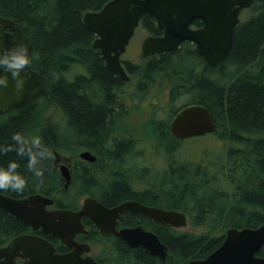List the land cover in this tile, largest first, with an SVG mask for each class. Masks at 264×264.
I'll list each match as a JSON object with an SVG mask.
<instances>
[{"label":"trees","instance_id":"trees-1","mask_svg":"<svg viewBox=\"0 0 264 264\" xmlns=\"http://www.w3.org/2000/svg\"><path fill=\"white\" fill-rule=\"evenodd\" d=\"M109 1L0 0V17L20 27L32 45L30 68L46 81L45 96L0 115V167L6 169L15 161L17 172L27 182L22 193L0 190V194L13 199L39 194L54 198L53 208L70 211L79 208V197L90 196L102 205L131 199L181 212L191 228L202 231H179L141 218L126 220L129 227L139 225L157 236L167 248L164 262L112 236L100 237L86 219L82 223L87 235H78L75 240L108 246L96 258L97 264H188L202 260L221 245L226 230L255 229L264 223V0H253L246 10L249 17L239 21L233 31L228 54L214 67L208 66L188 42L175 51L147 58L143 65L121 61L135 91H145L156 82L161 83L160 89L166 88L170 104L167 117L151 122V147L166 155L158 168L143 167L138 140L114 134L115 121L125 112L121 94L127 83L104 67L92 45L95 36L82 21L85 13L97 12ZM139 25L149 36L160 35L155 21L147 15L140 18ZM200 26L199 21L193 22V27ZM181 97L186 102L174 106ZM191 105L203 106L211 114L214 129L201 138L220 142L224 152L210 158L180 159L181 140L170 135L168 124L181 108ZM51 109L58 116L46 118ZM16 133L24 138L25 151L31 148L36 154L35 168L43 169L42 178L28 170L27 156H19L15 150L4 152L7 147H21L12 139ZM34 137H40V145L32 144ZM45 147L51 158L41 155ZM78 148L94 152L97 158L93 163L77 161L70 185L63 189L52 151L69 153ZM130 153L135 155L128 159ZM132 178L139 185L145 184L140 193L131 192ZM24 234L39 235L57 250L64 248L58 240L32 232L0 209V248ZM257 256L264 258V244Z\"/></svg>","mask_w":264,"mask_h":264},{"label":"water","instance_id":"water-1","mask_svg":"<svg viewBox=\"0 0 264 264\" xmlns=\"http://www.w3.org/2000/svg\"><path fill=\"white\" fill-rule=\"evenodd\" d=\"M253 0H110L98 12L83 15L84 26L95 39L93 47L100 53L104 67L123 82H128L120 55L131 39L140 18L147 15L155 21L160 35L144 38L140 45L143 57H150L175 51L184 42L191 43L197 54L210 67L221 62L231 47L232 34L239 22V13L248 9ZM199 21V28H192ZM25 46L28 51H25ZM32 45L20 27L10 19L0 17V61L13 56L27 55ZM0 77H7L8 86L0 84V115L10 110L24 107L37 97L46 95L45 78L30 67L20 70L17 79L11 71L0 63ZM24 80L20 90L17 83ZM214 128V121L208 110L200 105L182 108L173 117L169 131L173 138L184 140L201 137ZM54 154V164L58 165L64 188L70 182L67 161ZM83 161L93 162L95 157L89 152L79 154ZM53 201L34 194L21 199H13L0 194V209L32 231L59 240L60 244L71 248L68 254L55 253L54 247L37 235H22L13 238L0 248V264H14V259H26L23 264H94L91 257H81L89 247L74 241L76 234H86L81 218L90 220L100 235L112 234L129 248H140L149 255L164 261L166 247L151 232L140 226L115 230L117 217L128 210L147 216L155 224H167L171 228L186 227L184 214L145 207L128 201L106 209L92 198H85L80 210L71 212L62 209L47 210ZM264 244V223L255 229H228L222 244L203 260H192L188 264H264V258L257 256Z\"/></svg>","mask_w":264,"mask_h":264},{"label":"rangeland","instance_id":"rangeland-1","mask_svg":"<svg viewBox=\"0 0 264 264\" xmlns=\"http://www.w3.org/2000/svg\"><path fill=\"white\" fill-rule=\"evenodd\" d=\"M249 15V11H243L239 16V20L243 21L247 19ZM147 35L148 34L145 32V30L138 26L125 53L121 55V60H127L135 64L143 65V61L146 60V58H143L140 53V44ZM133 86V82L129 84L127 83V85H125V87L122 89L121 95H123L124 98L125 112L121 118L115 121L116 124L114 125V134L116 136L131 135L135 140L139 141V148H148L154 145V138L151 136L153 134L151 130V122L159 119L165 120L167 113L170 110V104L167 100L166 88L160 89L158 87L161 86V83H151L145 91H135ZM184 102H186L185 97H181L173 104L174 106H179L183 105ZM53 116L57 117L58 114L54 109H51L49 113L46 114V118L50 119ZM57 123H61L60 118L57 119ZM60 126H62V124ZM144 144H146V146H144ZM221 149V143L214 141L210 137L205 139L201 137L190 138L181 140L179 142L178 156L181 160L198 159L200 156L203 158H210L214 154H219L220 151L221 153L222 151L224 152V150ZM80 151L81 150L78 148L76 150L73 149L68 151L69 153L61 150L57 153L63 157L69 158L73 167L75 163L79 161L78 154ZM143 157H146V160L141 161V163L148 164L149 166L152 165L154 168L161 167L163 165V161L166 160V155L163 153L162 149L154 150L153 148L151 154H145ZM57 196L60 197L59 194H57ZM83 197L84 196L78 198V205L81 204V199ZM178 230L195 233L202 231L200 228H191L188 222L186 227L180 228ZM90 246L92 248L91 254L95 258H98L100 255H102V250L106 245L92 242Z\"/></svg>","mask_w":264,"mask_h":264},{"label":"clouds","instance_id":"clouds-1","mask_svg":"<svg viewBox=\"0 0 264 264\" xmlns=\"http://www.w3.org/2000/svg\"><path fill=\"white\" fill-rule=\"evenodd\" d=\"M25 51H28V47L25 46ZM0 63H3L6 67V70L11 71L12 78L15 80L19 76V72L24 67H30L31 60L29 56L27 55H18L13 56L11 59H5L4 61H0ZM0 84H4L5 87L8 86L7 77H0ZM24 84V80L17 83L16 88L17 90H20ZM13 141H16L21 144V147L19 149H13L12 147H7L4 149V152L7 153L8 151L15 150L17 152V155L19 156H27L28 157V164L27 168L29 171H31L37 178L43 177V169H37L35 168L36 164V154L29 148L27 151H25L23 144L25 143L24 138L20 133H16L12 137ZM32 144L34 146H38L41 144L40 137H34L32 139ZM47 154L48 158H51V152L45 147L44 152L41 153ZM19 167V164L15 161L10 162L8 167L2 168L0 167V190L3 191H14L17 193H22L25 188L27 187V182L23 176H21L17 169Z\"/></svg>","mask_w":264,"mask_h":264},{"label":"flooded vegetation","instance_id":"flooded-vegetation-1","mask_svg":"<svg viewBox=\"0 0 264 264\" xmlns=\"http://www.w3.org/2000/svg\"><path fill=\"white\" fill-rule=\"evenodd\" d=\"M124 137H127V136H124ZM147 144V143H146ZM146 144H144V146H146ZM137 150V148L136 147H134V149H133V151H136ZM140 150H142V159H141V161H144V160H146V157H143V155H148V154H151L152 153V147L150 146V147H148V148H141ZM151 152V153H150ZM94 153V152H93ZM92 153V154H93ZM94 156H95V160H96V155L95 154H93ZM135 154L134 153H130V154H128V159H131V157H133ZM66 158V157H65ZM67 159H69V158H67ZM70 160V159H69ZM140 160V159H139ZM95 162V161H94ZM70 163V162H69ZM86 163H93V162H86ZM71 165V164H70ZM143 167H147V168H149V167H152V165H148V164H145V166H143ZM142 167V168H143ZM106 168V166L105 165H103V169H105ZM88 172V171H87ZM119 172L121 173L122 172V169H120L119 171H118V174H119ZM72 173V172H71ZM118 174H115V175H117L118 176ZM123 174V173H122ZM125 175V174H124ZM129 177H131L130 175H128L127 174V178H129ZM96 183H97V181H96ZM131 184H130V190H131V192L132 193H140V191H142L144 188H145V184H143V185H139V183L138 182H135L134 181V179L132 178V180H131V182H130ZM100 196H101V198L103 199V194L100 192ZM126 201H131V199H126V200H124L123 202H126ZM106 203V202H105ZM118 205V204H117ZM104 207H106V208H113V207H115L116 205L115 204H113V205H103ZM78 210V209H77ZM139 218H141L143 221H145L146 223H150V220L146 217V216H144V215H142V214H140V213H133V212H131V211H128V210H126V211H124L122 214H120L119 216H118V218H117V226H116V230L117 229H120V228H126V227H129L128 225H127V223H126V220L127 219H130L131 221L133 220V219H139ZM82 220L83 219H85V218H81ZM107 236H112V235H107ZM104 237V236H103ZM113 237V236H112ZM53 245V244H52ZM53 247H54V249H55V253H57V254H60V255H64V254H68V253H70L71 251H72V249L71 248H67V247H64V248H62V249H59V250H57V248L53 245ZM89 248H90V252H89V256H91L92 258H93V260H94V262H95V264H97L98 262L95 260V258L93 257V255L91 254V247L89 246ZM144 252V251H143ZM86 256V254L84 253V254H82V257H85ZM157 259V258H156ZM157 261L158 262H161V261H159V259H157ZM156 261V262H157ZM25 262V260H22V259H16L15 260V262H14V264H23Z\"/></svg>","mask_w":264,"mask_h":264}]
</instances>
